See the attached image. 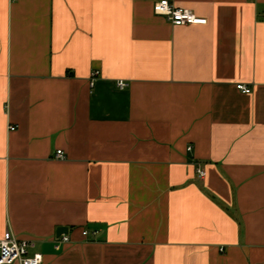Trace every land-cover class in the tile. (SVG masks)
<instances>
[{
  "label": "crops",
  "instance_id": "1",
  "mask_svg": "<svg viewBox=\"0 0 264 264\" xmlns=\"http://www.w3.org/2000/svg\"><path fill=\"white\" fill-rule=\"evenodd\" d=\"M157 1L0 0V239L42 264H264V0Z\"/></svg>",
  "mask_w": 264,
  "mask_h": 264
},
{
  "label": "built area",
  "instance_id": "2",
  "mask_svg": "<svg viewBox=\"0 0 264 264\" xmlns=\"http://www.w3.org/2000/svg\"><path fill=\"white\" fill-rule=\"evenodd\" d=\"M153 13L164 17L173 26H195L207 23L206 19L196 16L189 10L175 7L168 0L155 2L153 4ZM117 87L120 90L125 89L127 83L120 81L117 83ZM236 89L244 94L250 93V89L244 85H237ZM14 130L15 128L13 127L9 128V131ZM64 158L62 151H56L55 159L63 160ZM197 175L199 178H204L205 173L198 169ZM82 235L87 236L88 233L83 232ZM57 240L61 243L69 242V238L66 235L59 236ZM35 245L34 241L18 239L11 231H6L0 239V264H42V255L33 251Z\"/></svg>",
  "mask_w": 264,
  "mask_h": 264
},
{
  "label": "water",
  "instance_id": "3",
  "mask_svg": "<svg viewBox=\"0 0 264 264\" xmlns=\"http://www.w3.org/2000/svg\"><path fill=\"white\" fill-rule=\"evenodd\" d=\"M67 233V229L65 228H60L57 230V236H61L62 234H66Z\"/></svg>",
  "mask_w": 264,
  "mask_h": 264
}]
</instances>
